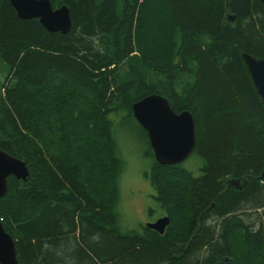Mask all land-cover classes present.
Listing matches in <instances>:
<instances>
[{
    "label": "trees",
    "instance_id": "16d2710c",
    "mask_svg": "<svg viewBox=\"0 0 264 264\" xmlns=\"http://www.w3.org/2000/svg\"><path fill=\"white\" fill-rule=\"evenodd\" d=\"M49 2L68 7L67 33L0 0V151L29 170L0 198L18 263L264 264V105L241 58H264V4ZM152 94L192 115L197 176L155 162L131 110ZM127 120L146 137L162 234L120 223Z\"/></svg>",
    "mask_w": 264,
    "mask_h": 264
},
{
    "label": "water",
    "instance_id": "95a60500",
    "mask_svg": "<svg viewBox=\"0 0 264 264\" xmlns=\"http://www.w3.org/2000/svg\"><path fill=\"white\" fill-rule=\"evenodd\" d=\"M21 20L37 19L48 32L65 34L72 22L69 9L63 5L53 9L49 0H8ZM264 4V0H259ZM232 18H230L231 20ZM241 58L251 81L264 105V58H254L242 53ZM132 115L145 131L154 160L160 165H175L184 162L195 146L194 121L187 111L175 113L168 101L160 95L146 96L132 107ZM29 176L27 163L0 151V198L8 190L7 178L25 182ZM264 182V170L259 176ZM229 184L241 189L245 181L230 180ZM169 223L167 216L147 223L146 227L162 234ZM0 264H19L14 239L5 232L0 222Z\"/></svg>",
    "mask_w": 264,
    "mask_h": 264
},
{
    "label": "rangeland",
    "instance_id": "374dc122",
    "mask_svg": "<svg viewBox=\"0 0 264 264\" xmlns=\"http://www.w3.org/2000/svg\"><path fill=\"white\" fill-rule=\"evenodd\" d=\"M118 126L117 138L125 161V168L120 178L118 204L120 223L125 229H138L140 225H146L162 217L157 203L152 198L153 189L145 178L152 161L148 155L146 137L137 124L127 120ZM182 166L197 176L200 173L201 162L197 157L189 156Z\"/></svg>",
    "mask_w": 264,
    "mask_h": 264
},
{
    "label": "flooded vegetation",
    "instance_id": "af4514ba",
    "mask_svg": "<svg viewBox=\"0 0 264 264\" xmlns=\"http://www.w3.org/2000/svg\"><path fill=\"white\" fill-rule=\"evenodd\" d=\"M161 216L164 217L163 215H161ZM159 218H161V217H159ZM159 218H157V219H159ZM157 219H156V220H157ZM156 220H153V222H155ZM153 222L151 221L150 223H153Z\"/></svg>",
    "mask_w": 264,
    "mask_h": 264
}]
</instances>
